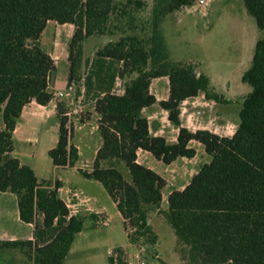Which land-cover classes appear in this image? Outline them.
<instances>
[{"label":"trees","instance_id":"obj_1","mask_svg":"<svg viewBox=\"0 0 264 264\" xmlns=\"http://www.w3.org/2000/svg\"><path fill=\"white\" fill-rule=\"evenodd\" d=\"M196 1L0 0V192L13 194L19 219L33 225L31 240L1 241L0 255L19 251L31 264H66L74 236L83 229L84 218L70 215L59 198L60 184L38 182L33 170L12 156L23 108L32 101L46 106L55 100L56 66L40 43L46 24L53 21L74 27L65 90L77 97L82 92L99 116L102 144L92 170L78 171L107 192L128 243L159 251L167 237L177 264H264V0H242L263 36L243 76L251 91L241 103L232 137L190 132L180 124L183 102L203 94L221 103L198 64L168 58L160 29L165 17ZM94 41L100 46L83 60V46ZM164 77L169 97L158 105L179 128L173 144L150 135L142 114L156 104L151 81ZM117 80L123 83L122 95L113 93ZM64 110L56 105L59 138L48 152L59 169L73 168L78 161ZM191 141L201 144L211 161L184 190L169 194L164 210L165 181L138 164L136 153L140 149L170 165L194 157ZM113 252L109 264H128L123 249Z\"/></svg>","mask_w":264,"mask_h":264},{"label":"rangeland","instance_id":"obj_2","mask_svg":"<svg viewBox=\"0 0 264 264\" xmlns=\"http://www.w3.org/2000/svg\"><path fill=\"white\" fill-rule=\"evenodd\" d=\"M53 25L51 23L45 27L42 34L40 41L43 51H47L55 39ZM160 29L168 58L175 62L198 64L202 73L209 78L212 92L221 99V103L215 104L213 101H206L203 94H200L189 100L181 108V127L189 131L207 130L220 137H232L239 121L241 103L246 96L241 95L236 88L235 78L241 85L240 79L250 67L255 43L263 36L254 19L246 12L242 0H203L201 5L196 1L192 6L165 17ZM98 46V41L83 46V60L91 58ZM67 73L68 61H58L53 82L66 84ZM122 86L123 83L117 80L113 93L121 94ZM245 86L250 92L251 88ZM150 91L158 102L167 100L168 79L152 80ZM52 92L56 94L54 90ZM82 95V92L79 97L68 94L52 101L55 106L61 104L69 114L66 116V127L70 133V143L78 150L75 167L55 168L48 156L49 150L56 147L59 138L60 119L53 105L27 108L13 134L12 156L29 166L38 182H49L52 185L58 182L62 187L60 197L63 200L70 201L74 192L77 194V212L84 218L82 234L76 238L75 244V249L83 251L79 253L81 255L77 264H109L107 255L116 249L127 252L128 264H137L139 261L145 264H177L171 240L167 237L161 242L159 251L148 246H131L127 241L122 218L107 192L99 183L84 179L78 171L92 170L96 153L102 144L97 127L99 116L93 110V102L85 100ZM158 102L144 109L143 116L148 120L152 135L161 136L167 143L173 144L179 128L168 122L167 113L159 107ZM188 107H192L191 110ZM189 147L195 152L193 158H178L170 165L163 164L147 152L139 154L141 165L166 182L161 202L164 210L167 208L169 194L173 190H184L202 166L211 161L201 144L192 142ZM15 202L13 194L0 192V241L24 236L12 216ZM95 211L104 214L107 226L100 219L92 217ZM141 248L144 249L143 252ZM136 254H139L138 258H135ZM65 263L76 264L67 259ZM0 264L31 262L22 252L5 251L0 255Z\"/></svg>","mask_w":264,"mask_h":264},{"label":"crops","instance_id":"obj_3","mask_svg":"<svg viewBox=\"0 0 264 264\" xmlns=\"http://www.w3.org/2000/svg\"><path fill=\"white\" fill-rule=\"evenodd\" d=\"M53 23L54 25V29H55V39L53 40V44L48 48L47 51H44L46 54H48L54 61L55 63V66H56V63H58V61H64V60H67V46L72 38V35H73V32H74V27L72 25H69V24H64V25H58L57 23L53 22V21H49L47 24H46V27L49 26V24ZM45 32V29L43 31V33ZM42 33V34H43ZM42 37V36H41ZM67 39H70V40H67ZM41 43V41H40ZM165 78V77H164ZM152 82V81H151ZM65 87H66V84L65 83H62L61 85L57 84V82H53L52 85H51V89L54 90L56 93L58 92H62L64 94V96H67L66 94V90H65ZM150 88H151V83H150V87H149V92L151 94V91H150ZM123 94V91L121 92V94L119 95H122ZM198 97V96H197ZM196 97V98H197ZM156 99V98H155ZM195 99V98H193ZM192 100V99H190ZM162 101H165V100H162ZM189 100L185 101L182 103V105L180 106V114H181V108L188 102ZM208 101V100H206ZM156 102H158V100H156ZM160 102V101H159ZM217 104V103H215ZM49 105H53L54 108H55V112H56V106L55 104H53V102H50L49 104H47L46 106H40L38 104H36L34 101H32L30 104H28L27 106H25L22 110V113H21V116H23V114H25L27 108H31L32 106H37L39 108H45ZM188 106V105H187ZM192 108V107H191ZM191 108L189 109L188 107V110H191ZM205 109L208 107H204ZM203 108V109H204ZM148 109V108H146ZM94 110V108H93ZM143 111L144 109L142 110V114H143ZM165 112V111H164ZM214 115H216L214 113ZM20 116V117H21ZM168 116V115H167ZM148 121V120H147ZM169 122V121H168ZM170 123V122H169ZM18 125V124H17ZM148 128H149V133L150 135L151 134V130H150V125L148 123ZM16 130V129H15ZM197 131V130H195ZM195 131H190V132H195ZM178 135V134H177ZM152 136H156V135H152ZM161 137V136H160ZM177 140V139H176ZM176 142V141H175ZM174 142V143H175ZM192 142H195V141H191L190 143ZM189 143V145H190ZM71 144V143H70ZM140 152H142V150H138L136 155H137V163L141 165V163L139 162V154ZM145 152V151H143ZM148 153V152H147ZM150 154V153H149ZM175 162V161H174ZM75 167V166H74ZM81 170V169H79ZM164 180V179H163ZM87 181H90V180H87ZM165 181V180H164ZM91 182V181H90ZM165 185H166V182H165ZM177 191V190H176ZM62 192V187L60 185V188L58 190V195L60 197V194ZM2 193V192H1ZM77 194L74 192L73 196L71 197L70 201L68 200H63L61 197L60 199L65 203V205L67 206L69 212H70V215L72 216H79V217H82L78 214L77 212V205L75 202L77 201ZM16 199V197H15ZM87 201H89V198L86 199ZM162 202V201H161ZM114 204V203H113ZM15 209L14 211H12V216H13V219L16 220L17 222V227L18 229H21V232H24V236H21L20 238H13V239H9V240H5V241H13L14 239H17V240H31L32 237H33V225L31 224H25L23 223L20 219H19V214H18V207H17V201L15 202ZM115 206V204H114ZM116 207V206H115ZM92 210H90L91 212ZM95 214H92L93 216H95V220H98L100 219L102 224L104 226H107L108 225V221L106 220V217H104V214L101 212V211H95L94 212ZM120 215V214H119ZM107 222V223H106ZM82 234V231L78 232L77 234H75L74 236V239H73V242L70 246V249L68 251V254L66 256V259L71 261L72 263L75 262L76 264L78 263V260H79V253H82L83 251H80V249H75V244H76V238L78 236H80ZM1 242V241H0ZM125 251V250H124ZM126 252V251H125ZM127 253V252H126ZM83 256V255H82ZM81 256V257H82ZM89 256V255H88ZM107 258H108V255H107ZM65 259V260H66Z\"/></svg>","mask_w":264,"mask_h":264},{"label":"flooded vegetation","instance_id":"obj_4","mask_svg":"<svg viewBox=\"0 0 264 264\" xmlns=\"http://www.w3.org/2000/svg\"><path fill=\"white\" fill-rule=\"evenodd\" d=\"M251 61H252V58H251ZM250 66H251V64H250ZM250 68V67H249ZM248 68V69H249ZM248 69L242 74V76H241V85L236 81V78H235V84H236V88L238 89V90H240L239 92H241V95H243V94H248L249 92H248V89L246 88V86L245 85H247V86H249L246 82H244L243 81V76H244V74L248 71ZM238 78V77H237ZM209 79V78H208ZM209 83H210V80H209ZM210 88H211V86H210Z\"/></svg>","mask_w":264,"mask_h":264},{"label":"built area","instance_id":"obj_5","mask_svg":"<svg viewBox=\"0 0 264 264\" xmlns=\"http://www.w3.org/2000/svg\"><path fill=\"white\" fill-rule=\"evenodd\" d=\"M198 4H203V0H197ZM66 94L68 95V93L66 92ZM64 97V94L62 92H58L55 94V98H62ZM73 113L75 114L76 112L73 111ZM66 116H69V114L67 113ZM107 223V222H106ZM144 249L141 248V252H143ZM139 254H136L135 258H138ZM116 255L113 252H109L108 253V257H115ZM137 264H145L143 261H139Z\"/></svg>","mask_w":264,"mask_h":264}]
</instances>
